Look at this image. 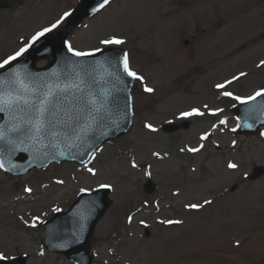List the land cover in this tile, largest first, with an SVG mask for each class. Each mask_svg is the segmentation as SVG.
<instances>
[{"label": "rangeland", "instance_id": "374dc122", "mask_svg": "<svg viewBox=\"0 0 264 264\" xmlns=\"http://www.w3.org/2000/svg\"><path fill=\"white\" fill-rule=\"evenodd\" d=\"M22 1L0 9V60L80 2ZM190 1L112 0L70 30L68 42L79 51L110 47L99 43L104 38L124 39L118 47L154 92L136 81L133 127L88 163H54L17 177L0 169V251L8 259L25 254L27 264H74L44 247L43 223L54 209L66 210L82 189L109 184L112 203L90 241L92 264H264V176L248 179L256 164L264 165V128L258 135H236L233 115L220 124L240 101L222 99L216 88L240 72L247 75L231 84L234 95L247 98L264 88V66H258L264 60V5L253 7L264 0ZM46 64L44 59L37 66ZM206 104L222 112L187 118V129L162 130L168 122L182 123L181 112ZM204 133H210L207 140L200 139ZM201 143V151H187ZM148 178L158 185L152 194L144 190ZM234 184L238 188L230 192ZM205 199L213 203L186 207ZM33 217H39L34 228L28 226ZM169 219L182 223H160Z\"/></svg>", "mask_w": 264, "mask_h": 264}, {"label": "water", "instance_id": "95a60500", "mask_svg": "<svg viewBox=\"0 0 264 264\" xmlns=\"http://www.w3.org/2000/svg\"><path fill=\"white\" fill-rule=\"evenodd\" d=\"M102 0H82L80 6L75 9L68 21L65 30L48 35L38 41L32 49L18 62L12 64V68H23L29 73L38 76L42 80H50L53 74L61 76L69 75L72 69L69 64H84L95 68L91 76H84L86 82L85 95L97 100V107L101 103L106 105L104 122L92 125L83 139L74 137L66 141L61 135L57 141L50 138L42 142L27 141L17 145L18 150L10 156L5 153V169L14 175L27 173L34 167H45L54 161H79L86 162L92 154L106 140L115 138L129 130L133 119V105L131 89L134 83L122 69L119 57L123 51L108 49L101 53L87 57H74L64 46L68 29L79 24L88 15L94 13ZM13 4H5L11 7ZM39 57H48L50 65L46 68H35L34 63ZM106 58H113L114 63L108 64ZM8 71L0 72V78L7 77ZM119 76L120 81L115 77ZM70 79H75L70 76ZM94 94V95H92ZM130 98V99H129ZM131 105V107H129ZM240 118L239 133H256L261 125H264V96L257 97L254 101L244 103L234 110ZM2 120L0 125L7 124L10 117L7 113H0ZM247 125H251L250 127ZM174 130L176 126H171ZM20 139H24L21 137ZM47 145V147H45ZM6 146L0 142V149ZM23 149H27L26 151ZM24 155V158H20ZM264 167H258L252 178L261 176ZM155 185L149 182L146 186L148 192H152ZM234 190V189H232ZM108 189L83 194L67 212H59L45 224L47 230L46 246L50 249L66 254L78 264H91L89 239L94 232L97 222L110 207ZM26 258L18 257L11 264H25ZM2 264H10L2 261Z\"/></svg>", "mask_w": 264, "mask_h": 264}, {"label": "snow or ice", "instance_id": "6c2138e0", "mask_svg": "<svg viewBox=\"0 0 264 264\" xmlns=\"http://www.w3.org/2000/svg\"><path fill=\"white\" fill-rule=\"evenodd\" d=\"M111 0H102L99 7L94 9L95 12H99L106 6H109ZM72 15L71 12L65 11L55 22L44 26L35 31L31 35L29 40L22 43L12 54L6 58L0 60V70L8 71L7 77L0 78V113H7L10 117L7 124L0 125V142L6 146L0 149V169L5 168L4 160L2 157L5 153L9 156L18 150V143L23 144L27 141L42 142L44 139L50 138L52 141H57L63 135L64 140L74 143L72 138L76 140L83 139L84 135L89 131L92 125L103 123L106 112V105L101 103L97 107V100L92 99L85 95L86 82L84 76H91L95 71V68L90 65L84 64H69L72 69L69 75H64L61 79L60 75L53 74L50 80H42L38 76L27 72L23 68H12V63L18 62L19 58L24 57L33 46L42 38H46L49 34L54 33L60 26ZM126 41L122 38L112 36L104 38L99 41L101 45L105 46H119L123 45ZM64 46L67 51L74 57H87L93 56L96 53H101L105 49L100 47L95 48L92 51H79L73 47L71 42L65 41ZM113 51L116 49L113 48ZM119 63L122 65L123 72L132 80L140 81L144 87V91L147 93H153L154 89L144 84V77L139 75L130 67L129 54L124 52L121 57L118 58ZM108 64H113V58H106ZM264 66V60L260 61V65ZM244 72H240L239 75H234L232 79L225 82L216 84V88L222 91V95L225 97H231L234 100H238L241 103H249L254 101L257 97L264 96V88L258 90L254 95L247 98L234 95L232 92L227 91L228 85H231L234 81H238L241 77L246 76ZM70 76H74L75 79H70ZM116 80L123 83L119 76L115 77ZM94 95V94H92ZM130 99V98H129ZM131 107V105H129ZM208 109V105L204 106ZM222 109H208V114L217 115ZM205 112L199 108H192L190 111H183L180 113L181 119L190 118L193 116H204ZM220 124H226V121L221 120ZM251 126V125H247ZM145 127L152 132L158 131L153 125L146 124ZM215 127V125L213 126ZM236 129H232L235 131ZM210 133H204L200 139L207 140ZM24 137V139H20ZM235 145V141H233ZM47 147V145H45ZM204 148V144H200L198 147H189L188 152L197 153ZM27 150V149H23ZM185 151V149H181ZM159 156V153H154ZM137 167L135 163L132 165ZM230 169H236L238 167L235 163H229ZM7 170V169H5ZM88 172L95 175V171L92 168L87 169ZM150 175V173H149ZM62 183V181H60ZM101 188H111L109 184H101ZM26 192H31V188H25ZM81 191H84L83 189ZM213 202L205 199L203 204L191 203L186 205L189 209L199 210L205 205H210ZM60 211L59 208L54 209ZM129 223L132 221V217H129ZM39 217H33L32 222L28 224L29 227H36ZM27 224L28 222L25 221ZM141 223H144L141 221ZM161 224L173 225L181 224V220H161ZM239 242H237V245ZM44 253L41 251L40 255ZM8 259L5 252L0 251V261Z\"/></svg>", "mask_w": 264, "mask_h": 264}, {"label": "bare ground", "instance_id": "6f19581e", "mask_svg": "<svg viewBox=\"0 0 264 264\" xmlns=\"http://www.w3.org/2000/svg\"><path fill=\"white\" fill-rule=\"evenodd\" d=\"M197 2H198V0H191V1H190V3H191L192 5H194V4H197ZM260 5H264V1H263V2H261L259 5H257V4H254V6H253V7H256V6H258V7H259ZM37 255L41 256V255H40V252H39Z\"/></svg>", "mask_w": 264, "mask_h": 264}]
</instances>
